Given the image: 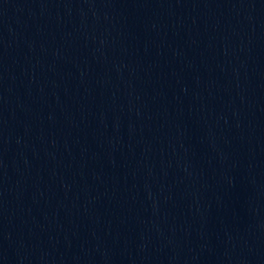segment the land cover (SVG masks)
I'll use <instances>...</instances> for the list:
<instances>
[{
	"label": "water",
	"instance_id": "1",
	"mask_svg": "<svg viewBox=\"0 0 264 264\" xmlns=\"http://www.w3.org/2000/svg\"><path fill=\"white\" fill-rule=\"evenodd\" d=\"M0 264H264V0H0Z\"/></svg>",
	"mask_w": 264,
	"mask_h": 264
}]
</instances>
